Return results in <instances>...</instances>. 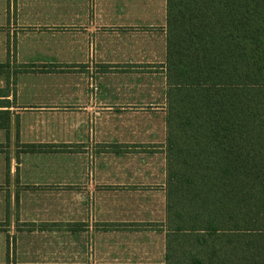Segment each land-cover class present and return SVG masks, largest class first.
Wrapping results in <instances>:
<instances>
[{"label": "crops", "instance_id": "obj_1", "mask_svg": "<svg viewBox=\"0 0 264 264\" xmlns=\"http://www.w3.org/2000/svg\"><path fill=\"white\" fill-rule=\"evenodd\" d=\"M166 27L167 0H0V264H166Z\"/></svg>", "mask_w": 264, "mask_h": 264}, {"label": "trees", "instance_id": "obj_2", "mask_svg": "<svg viewBox=\"0 0 264 264\" xmlns=\"http://www.w3.org/2000/svg\"><path fill=\"white\" fill-rule=\"evenodd\" d=\"M166 34V264H264V0H167Z\"/></svg>", "mask_w": 264, "mask_h": 264}, {"label": "rangeland", "instance_id": "obj_3", "mask_svg": "<svg viewBox=\"0 0 264 264\" xmlns=\"http://www.w3.org/2000/svg\"><path fill=\"white\" fill-rule=\"evenodd\" d=\"M7 68V67H6ZM4 69V68H3ZM2 68H0V70H3ZM77 122L79 124H82L85 126V132L82 133V136L84 135L85 138L87 137V118H76ZM82 141H84L83 138H81ZM75 149L78 151H85L87 153V141H85V143L75 146Z\"/></svg>", "mask_w": 264, "mask_h": 264}]
</instances>
